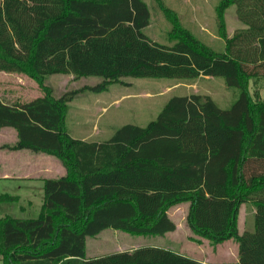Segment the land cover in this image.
I'll return each mask as SVG.
<instances>
[{"label": "trees", "instance_id": "16d2710c", "mask_svg": "<svg viewBox=\"0 0 264 264\" xmlns=\"http://www.w3.org/2000/svg\"><path fill=\"white\" fill-rule=\"evenodd\" d=\"M230 4L247 27L228 36ZM166 12L172 46L152 42L143 0H0V71L24 73L41 95L0 99V130L16 133L0 149L56 157L62 176L43 180L37 217H0L2 264H204L158 246L87 258L86 240L112 228L136 235L176 229L168 210L188 203L186 223L215 243L236 240L240 262L264 264V100L250 81L264 76V0H223L218 52ZM96 76L94 85L59 96L45 79ZM195 80L223 77L240 90L226 109L208 94L170 97L145 126L125 124L103 142L72 137L69 102L84 90L104 91L121 78ZM2 199H12L0 194ZM255 207L254 230H239L243 204Z\"/></svg>", "mask_w": 264, "mask_h": 264}, {"label": "rangeland", "instance_id": "374dc122", "mask_svg": "<svg viewBox=\"0 0 264 264\" xmlns=\"http://www.w3.org/2000/svg\"><path fill=\"white\" fill-rule=\"evenodd\" d=\"M149 10V24L143 33L154 43L172 46L169 37L171 22L160 7L171 10L182 27L188 29L197 39L218 52L225 50V39L219 33V7L223 0H143ZM224 21L228 36L239 28L236 7L230 4L224 9ZM122 83H112L104 91L84 90L78 92L69 102L65 125L68 133L78 139L103 142L125 124L145 126L156 118L166 101L172 96L187 95L189 92L211 95L218 105L229 108L239 97L240 90L228 86L223 77L199 76L195 80L167 77L121 78ZM100 77L73 78L71 74H52L45 83L57 93L82 86L94 85ZM193 84L192 88L191 85ZM190 87V88H189ZM257 90L264 100V78H253L250 91ZM41 95L35 80L24 73L0 71V99L8 104L31 100ZM56 95V93H54ZM8 135L6 139L10 140ZM0 192L18 194V182H6ZM28 200L2 199L0 217L10 215L16 218L37 217L41 211L43 189ZM10 196V195H9ZM188 203H181L168 210L175 222L174 232L163 235H136L107 228L86 240V257H95L141 246H158L172 251L184 252L187 256L207 257L213 263L240 262V247L236 240L215 243L193 233L186 223ZM255 208L251 203L243 204L239 216V229L254 230ZM0 264L2 261L0 260Z\"/></svg>", "mask_w": 264, "mask_h": 264}, {"label": "crops", "instance_id": "0c3cea01", "mask_svg": "<svg viewBox=\"0 0 264 264\" xmlns=\"http://www.w3.org/2000/svg\"><path fill=\"white\" fill-rule=\"evenodd\" d=\"M236 12H237V7H236ZM238 20L240 21V26L236 30L247 27V25L242 20H240L239 17ZM235 31L233 30L229 36H232L235 33ZM261 78H264V76L258 77L256 79L258 80ZM189 85H191L192 88L193 84H189ZM54 93H56L55 96H59L63 92L57 93L56 91H54ZM190 93H194V92H189L188 94ZM8 135L12 136L10 140L6 139ZM15 141H16V133L13 129L4 128L0 130V144H7V143L12 144ZM64 173H65V169L63 165L56 157L52 155L42 152H32L28 149H21L15 151L8 149H0V187L6 186L5 185L6 182H13V183L18 182V194L17 193L10 194L6 192H0V194H8L16 198L18 197V200L24 197L23 199L28 200V202H31L30 199L33 198L37 194V192H39L38 188L43 189V180L45 178H56L64 175ZM227 242L229 241L227 240ZM176 252L185 254L184 252H180V251H176ZM87 258H91V257H87ZM192 258L197 259L204 264H213L208 260L207 257H192ZM216 264H228V263H216Z\"/></svg>", "mask_w": 264, "mask_h": 264}]
</instances>
